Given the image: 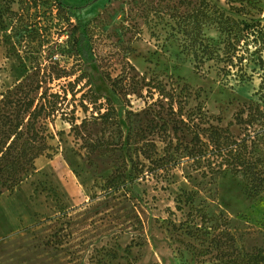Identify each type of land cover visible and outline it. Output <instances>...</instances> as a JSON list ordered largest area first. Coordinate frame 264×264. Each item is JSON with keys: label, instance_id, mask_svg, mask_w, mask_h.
<instances>
[{"label": "rangeland", "instance_id": "374dc122", "mask_svg": "<svg viewBox=\"0 0 264 264\" xmlns=\"http://www.w3.org/2000/svg\"><path fill=\"white\" fill-rule=\"evenodd\" d=\"M94 4L76 11L95 56L84 63L75 21L51 0H0V149L12 140L4 122L20 126L13 148L33 131L45 148L13 188L0 173V264H264V193L145 158L166 147L158 85L220 128L264 108L256 74L221 78V20L264 24V0Z\"/></svg>", "mask_w": 264, "mask_h": 264}, {"label": "trees", "instance_id": "16d2710c", "mask_svg": "<svg viewBox=\"0 0 264 264\" xmlns=\"http://www.w3.org/2000/svg\"><path fill=\"white\" fill-rule=\"evenodd\" d=\"M51 1L58 12L64 14L67 22L72 19L75 21L72 28L75 54L84 63H94L95 56L87 32V22H83L76 11L99 0H83L84 4L79 7L67 5L62 0ZM242 11L239 9L235 13L239 15ZM221 25L226 35L221 51V78L235 76L242 81L251 79L256 74L260 79L259 100L264 103V24L260 19L236 21L225 17L221 20ZM155 89L159 97L167 101L168 122H163L156 134L151 132L159 135L166 144L162 158L145 156L151 164L165 170L168 166L180 165L183 160L188 168L210 178L226 174L237 178L248 196L264 193V108L259 104L249 105L247 109L238 111L233 122L228 123L226 128H220L211 125L213 116L208 117L201 109L184 112L183 100L179 95H170L159 85ZM174 105H177L176 110ZM50 113H54L52 108ZM217 122L220 123L218 118ZM3 125L8 126L3 137H8V141L12 137V140L9 145L4 143L0 149V173L5 181L10 180V187L13 188L22 181L23 176L31 173L34 160L45 148L37 144L34 136L38 133L35 131L29 138L23 139L18 148H13L18 139L22 138L20 126L10 122H4ZM233 125L239 128V137L230 132L229 128ZM180 132L188 137L187 142L181 141ZM46 138L52 139V135L48 134Z\"/></svg>", "mask_w": 264, "mask_h": 264}, {"label": "bare ground", "instance_id": "6f19581e", "mask_svg": "<svg viewBox=\"0 0 264 264\" xmlns=\"http://www.w3.org/2000/svg\"><path fill=\"white\" fill-rule=\"evenodd\" d=\"M102 1H103V0H99V1H97L95 4H99V3L102 2ZM95 4H94V5H95Z\"/></svg>", "mask_w": 264, "mask_h": 264}]
</instances>
